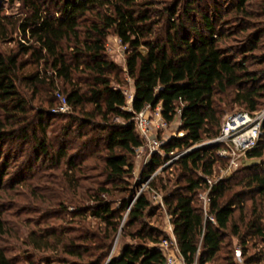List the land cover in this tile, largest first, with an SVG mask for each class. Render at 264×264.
Returning a JSON list of instances; mask_svg holds the SVG:
<instances>
[{
    "label": "trees",
    "instance_id": "16d2710c",
    "mask_svg": "<svg viewBox=\"0 0 264 264\" xmlns=\"http://www.w3.org/2000/svg\"><path fill=\"white\" fill-rule=\"evenodd\" d=\"M11 1L0 3V189L32 186L42 202L24 259L166 264L164 214L189 264H238L236 238L244 264H264V120L247 155L261 160L210 192L215 221L200 197L228 163L216 140L228 111L264 112V0H16V13ZM111 36L127 45L123 65ZM124 73L135 79L132 110L114 80ZM58 92L69 111L52 110ZM147 106L169 123L179 116L185 134L168 138L134 182L145 143L135 117ZM122 222L132 240L113 253ZM21 260L0 245V264Z\"/></svg>",
    "mask_w": 264,
    "mask_h": 264
},
{
    "label": "built area",
    "instance_id": "2783aa9c",
    "mask_svg": "<svg viewBox=\"0 0 264 264\" xmlns=\"http://www.w3.org/2000/svg\"><path fill=\"white\" fill-rule=\"evenodd\" d=\"M115 39L117 44V48L113 49L111 45V40ZM109 51H113L118 57H125V50L127 49V45L123 43V40L119 36H111L108 41ZM126 84H120L116 79V86L122 88L128 97V104L125 106L127 109H133V100L135 98V87L134 82L135 79L129 73L126 75ZM60 98V103L58 106L53 108L54 112H67L71 109V105L68 101L66 95L62 92H58L57 94ZM156 113L158 116H154ZM156 119L160 121L159 127H167L169 122L164 118L162 113V107L158 106L155 110L150 106H147L143 111L138 112L135 121L137 126L145 140L144 145H142L138 149L139 157H142V153L147 147V157L145 163L149 161L151 156L160 151L162 145L165 140L160 138L158 135L154 134L155 132V124ZM264 120V112L257 116H253L245 111H238L234 113H230L226 116L221 134L216 138L217 141H221L225 143L219 153L225 159L228 160L227 165L223 168V174H226L243 164L244 160L247 159L248 152L254 149L262 135V124ZM180 136L185 134V131H179ZM179 154H176L173 159H171L168 163H170L175 158L179 157ZM219 176L217 179H210V186L206 189L200 190V197L204 205V209L206 212V216L210 217L213 221H215V217L210 215L209 208L211 204V195L210 192L215 188L217 181L222 177ZM151 179V178H150ZM150 179L144 181L143 187H149ZM154 197L159 198L161 203H163L162 196L158 191H155ZM170 215H168V223L165 227V231L169 233V236L163 240L161 243L162 247L165 249L167 253V262L166 264H189L186 259L181 255L177 238L174 233V225L170 219ZM237 257L241 259L244 264V258L242 255L241 246H237ZM197 264V263H195Z\"/></svg>",
    "mask_w": 264,
    "mask_h": 264
},
{
    "label": "rangeland",
    "instance_id": "374dc122",
    "mask_svg": "<svg viewBox=\"0 0 264 264\" xmlns=\"http://www.w3.org/2000/svg\"><path fill=\"white\" fill-rule=\"evenodd\" d=\"M2 2H4V0H0V3ZM11 3H12V7L9 12L16 13L18 11L17 1L12 0ZM110 42L111 45L113 46V49L117 48L115 39H112ZM110 52L113 58L118 60L119 63H121L122 65L125 63L124 58L118 57L113 51ZM126 75L127 74L124 73V77H126ZM121 83L126 84V78H123V81H121ZM235 111L236 110L228 111L227 115L230 113H234ZM154 116H158V115L154 113ZM116 120L119 121L120 118ZM159 123L160 121L156 119V124H155L156 127L154 134L158 135L160 138L164 139L165 141L172 136L180 135L179 131L181 127V119L179 116L176 118L175 121L169 123L167 127H159ZM138 154L139 153L137 152L134 182L136 180L142 181V179H144L143 170L147 157V147L142 153V157H141L142 160H138ZM260 160H261L260 158H249V159L247 158L244 161H246L247 163L246 162L245 163L248 165ZM224 167H225V163L217 166L215 175L212 177L213 180L217 179L219 176H222L223 174L222 170ZM235 170L236 169L230 171V173H232ZM47 172L58 173L59 170L48 169ZM170 172H171L170 176L174 177L173 168L170 169ZM167 174L168 172L166 173V175ZM37 175L38 176H36L33 180H31L36 186H37L39 174ZM33 189L34 187L32 186L27 187V186L16 185L15 187H11L10 182L0 189V245L5 247L6 249L8 248L9 255H13V254L19 255L23 259L20 262L21 264H31L30 261L24 259L27 246L23 243V239L27 235L28 231L36 227V223L40 222L38 220L41 214L38 210L40 209L42 202L37 197L38 195L37 196L32 195ZM36 189H37V194L42 193L41 186L36 187ZM159 194L162 196L163 199V196L165 194L164 190L159 191ZM154 195L155 192H153L152 194L154 201L156 203H161L160 197L156 198L154 197ZM53 220L56 221L55 219ZM92 220H93V224L97 226L98 225L97 220H95L94 218ZM168 221H169L168 216H165L163 214L161 225L164 231ZM42 223H43L42 225L44 226L47 225L45 221H43ZM3 229H6L7 233H4ZM123 230H124V222H122L121 229L116 237L114 247L112 250L113 253L116 251L118 252L120 250L122 243H124L125 241L132 240L130 236H126L122 234ZM235 243L236 246L238 245L240 246L239 240L237 238L235 239ZM259 245L262 246L261 243ZM255 249L256 248L251 246L250 251H255ZM242 262L243 261L238 258V264H242ZM37 264H45V263L43 260H38Z\"/></svg>",
    "mask_w": 264,
    "mask_h": 264
},
{
    "label": "crops",
    "instance_id": "0c3cea01",
    "mask_svg": "<svg viewBox=\"0 0 264 264\" xmlns=\"http://www.w3.org/2000/svg\"><path fill=\"white\" fill-rule=\"evenodd\" d=\"M138 160H142L141 157H139V155H138Z\"/></svg>",
    "mask_w": 264,
    "mask_h": 264
}]
</instances>
